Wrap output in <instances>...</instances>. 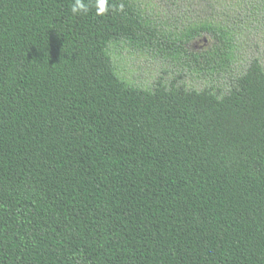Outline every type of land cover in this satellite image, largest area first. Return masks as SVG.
I'll return each mask as SVG.
<instances>
[{"label":"trees","instance_id":"trees-1","mask_svg":"<svg viewBox=\"0 0 264 264\" xmlns=\"http://www.w3.org/2000/svg\"><path fill=\"white\" fill-rule=\"evenodd\" d=\"M168 1L197 18L166 31L140 0H0V264H264L261 61L225 91L116 72L121 41L235 62L240 0Z\"/></svg>","mask_w":264,"mask_h":264},{"label":"rangeland","instance_id":"rangeland-1","mask_svg":"<svg viewBox=\"0 0 264 264\" xmlns=\"http://www.w3.org/2000/svg\"><path fill=\"white\" fill-rule=\"evenodd\" d=\"M150 15L157 19L166 31L185 30L197 18V11L177 12L168 0H140ZM239 12L243 15L241 36L235 62L222 68L211 70L201 67L202 60L194 62L189 57L185 65L183 61L172 59L166 52L155 47L119 42L111 44L109 51L117 74L127 82L146 89H151L156 81L162 83L176 77L179 82L195 88L219 87L225 91L235 76L241 72L252 57H257L264 67V0H240ZM212 45V39L198 36L185 47L188 51L203 52ZM183 60V59H182ZM180 75V76H179Z\"/></svg>","mask_w":264,"mask_h":264},{"label":"clouds","instance_id":"clouds-1","mask_svg":"<svg viewBox=\"0 0 264 264\" xmlns=\"http://www.w3.org/2000/svg\"><path fill=\"white\" fill-rule=\"evenodd\" d=\"M97 15H104L110 10L108 5V0H96ZM73 14L86 13L88 11V6L83 3V0H74L72 5Z\"/></svg>","mask_w":264,"mask_h":264}]
</instances>
